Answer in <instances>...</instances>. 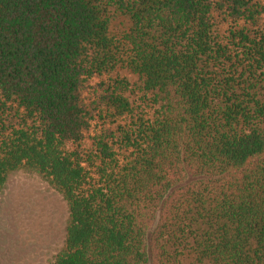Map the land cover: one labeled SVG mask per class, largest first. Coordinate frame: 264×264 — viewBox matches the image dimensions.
Listing matches in <instances>:
<instances>
[{"label":"trees","instance_id":"obj_1","mask_svg":"<svg viewBox=\"0 0 264 264\" xmlns=\"http://www.w3.org/2000/svg\"><path fill=\"white\" fill-rule=\"evenodd\" d=\"M263 16L0 0V193L25 168L62 196L53 264H264Z\"/></svg>","mask_w":264,"mask_h":264},{"label":"rangeland","instance_id":"obj_2","mask_svg":"<svg viewBox=\"0 0 264 264\" xmlns=\"http://www.w3.org/2000/svg\"><path fill=\"white\" fill-rule=\"evenodd\" d=\"M119 74L133 88L141 85L129 72ZM67 218L66 202L41 176L25 168L10 173L0 193V264H53Z\"/></svg>","mask_w":264,"mask_h":264}]
</instances>
